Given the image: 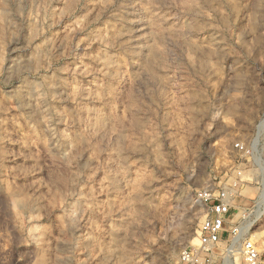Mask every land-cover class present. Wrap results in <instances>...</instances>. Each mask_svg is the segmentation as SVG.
Segmentation results:
<instances>
[{
  "label": "rangeland",
  "instance_id": "374dc122",
  "mask_svg": "<svg viewBox=\"0 0 264 264\" xmlns=\"http://www.w3.org/2000/svg\"><path fill=\"white\" fill-rule=\"evenodd\" d=\"M263 123L264 0H0V264H191L201 192L263 198Z\"/></svg>",
  "mask_w": 264,
  "mask_h": 264
},
{
  "label": "built area",
  "instance_id": "2783aa9c",
  "mask_svg": "<svg viewBox=\"0 0 264 264\" xmlns=\"http://www.w3.org/2000/svg\"><path fill=\"white\" fill-rule=\"evenodd\" d=\"M200 197L205 202L207 210L199 228V248L185 250L183 259L195 264L199 260V255H210L221 241H226L232 253L240 247L244 264H259L261 242L256 240L254 235H248L247 228L252 223H249L251 215L246 218V212L251 206L256 208V214L261 212L264 201L260 194L257 196L258 199H255L256 202L250 205L236 203L235 196L228 189L203 191ZM242 220L244 222H241Z\"/></svg>",
  "mask_w": 264,
  "mask_h": 264
},
{
  "label": "bare ground",
  "instance_id": "6f19581e",
  "mask_svg": "<svg viewBox=\"0 0 264 264\" xmlns=\"http://www.w3.org/2000/svg\"><path fill=\"white\" fill-rule=\"evenodd\" d=\"M264 124V123H263ZM264 186V185H263ZM262 194H263V198H262V200L264 201V191L262 192ZM259 217V216H258ZM239 249V248H238ZM238 249H236V250H238ZM229 253L231 254L232 253V251L231 250H229Z\"/></svg>",
  "mask_w": 264,
  "mask_h": 264
}]
</instances>
